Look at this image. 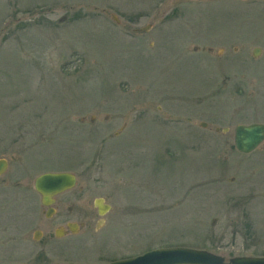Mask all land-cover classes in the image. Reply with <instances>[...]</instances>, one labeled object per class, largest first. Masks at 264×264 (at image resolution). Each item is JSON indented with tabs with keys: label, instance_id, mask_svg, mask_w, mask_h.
Wrapping results in <instances>:
<instances>
[{
	"label": "rangeland",
	"instance_id": "1",
	"mask_svg": "<svg viewBox=\"0 0 264 264\" xmlns=\"http://www.w3.org/2000/svg\"><path fill=\"white\" fill-rule=\"evenodd\" d=\"M207 2L0 0V264L264 256V141L234 146L264 123V0ZM44 172L76 178L50 217Z\"/></svg>",
	"mask_w": 264,
	"mask_h": 264
},
{
	"label": "water",
	"instance_id": "2",
	"mask_svg": "<svg viewBox=\"0 0 264 264\" xmlns=\"http://www.w3.org/2000/svg\"><path fill=\"white\" fill-rule=\"evenodd\" d=\"M113 18H115L113 16ZM204 126L205 124L202 123ZM264 140V124L249 123L239 124L235 128L234 145L242 153H250L255 150ZM5 168V162L0 160V173ZM76 178L69 172H45L34 179V187L41 196V203L50 206L54 201V196L71 189L75 185ZM101 198L96 199L95 205L99 214H103L109 209L108 205L102 208ZM52 209L46 212L50 217ZM71 231L76 232L75 228ZM38 234V231L35 232ZM57 237L62 233L59 229L55 231ZM37 238V236L35 235ZM108 264H264V256L241 255L233 256L226 260L222 255L204 250L188 247H167L147 251L145 253L129 257Z\"/></svg>",
	"mask_w": 264,
	"mask_h": 264
},
{
	"label": "flooded vegetation",
	"instance_id": "3",
	"mask_svg": "<svg viewBox=\"0 0 264 264\" xmlns=\"http://www.w3.org/2000/svg\"><path fill=\"white\" fill-rule=\"evenodd\" d=\"M208 2H210V1H213V0H207ZM233 1H237V3L239 4V2H240V0H233ZM207 2V3H208ZM236 3V4H237ZM240 5V4H239ZM257 8H260V7H257ZM148 28V26H144L143 27V29H147ZM238 43V42H237ZM238 47H234L233 48V50H234V52H233V54H235V55H237V54H239V53H241V49H243V50H247V48H245L244 46H243V44H241V43H239V45H237ZM261 47H259V46H256V47H254L253 48V56H257L260 52H261ZM252 54V53H251ZM216 130H217V128H216ZM0 160H3L4 162H5V168H4V170H3V172L5 171V169H6V167H7V162H6V160L5 159H0ZM3 172H1L0 174H2ZM59 195V194H58ZM56 196L57 195H55L53 198H54V201H53V203L49 206V207H46V209H45V213L49 210V209H52V213L54 212V211H56V209H55V207H53L52 205L54 204V202L56 201L55 199H56ZM101 198V197H100ZM97 199V198H96ZM95 199V200H96ZM103 199V198H102ZM95 200H94V205H95ZM105 200L103 199V201L100 203L101 205V207L102 208H104V206L105 205H108L107 203H105L104 202ZM40 202H41V199H40ZM42 204V203H41ZM109 206V205H108ZM95 207H96V212H97V214H99V211H98V207L95 205ZM109 208H110V206H109ZM100 215V214H99ZM102 215H104V214H102ZM102 215H100V216H102ZM82 226H85V222H81V223H76V222H74V221H65V223H64V225L63 226H59V227H56L55 229H54V231H53V234H54V236L56 237V235H55V230L56 229H59L60 230V232L62 233V236L61 237H63V236H66V235H68V234H71V233H73L72 231H71V229L72 228H75L76 230H77V227L79 228V227H82ZM36 231H38V234H35V232ZM36 231H34V235H36L37 236V238H39L40 236H41V232L39 231V230H36ZM36 238V239H37ZM49 238H51L50 236H49ZM57 238H60V237H57ZM40 253L42 254V253H44V254H46V255H48V251H44V250H41L40 251ZM46 258V257H45Z\"/></svg>",
	"mask_w": 264,
	"mask_h": 264
}]
</instances>
